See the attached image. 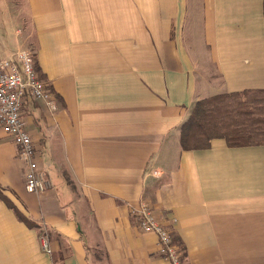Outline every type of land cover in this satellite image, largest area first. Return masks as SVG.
<instances>
[{
    "label": "crops",
    "instance_id": "crops-1",
    "mask_svg": "<svg viewBox=\"0 0 264 264\" xmlns=\"http://www.w3.org/2000/svg\"><path fill=\"white\" fill-rule=\"evenodd\" d=\"M263 1L0 0V56L30 49L55 106L21 108L42 192L0 126V264H167L142 203L185 264H264V144L179 142L198 99L264 88Z\"/></svg>",
    "mask_w": 264,
    "mask_h": 264
},
{
    "label": "built area",
    "instance_id": "built-area-1",
    "mask_svg": "<svg viewBox=\"0 0 264 264\" xmlns=\"http://www.w3.org/2000/svg\"><path fill=\"white\" fill-rule=\"evenodd\" d=\"M45 82L34 68V55L30 49H18L10 57L0 56V126L5 130L17 148V158L25 164V190L39 193L49 187L45 170L39 165L40 147L25 129L22 104L26 95L41 99L49 108L55 106ZM137 225L143 232L157 236L159 253L167 264H185L181 248L173 240L170 228L163 224L153 209L146 203L133 208ZM50 252L47 241L42 244Z\"/></svg>",
    "mask_w": 264,
    "mask_h": 264
},
{
    "label": "trees",
    "instance_id": "trees-1",
    "mask_svg": "<svg viewBox=\"0 0 264 264\" xmlns=\"http://www.w3.org/2000/svg\"><path fill=\"white\" fill-rule=\"evenodd\" d=\"M217 137L229 146L264 144V88L217 93L194 102L180 126V146L206 148Z\"/></svg>",
    "mask_w": 264,
    "mask_h": 264
}]
</instances>
